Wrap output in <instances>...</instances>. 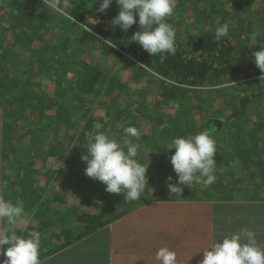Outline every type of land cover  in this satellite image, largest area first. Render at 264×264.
<instances>
[{
	"label": "trees",
	"instance_id": "trees-1",
	"mask_svg": "<svg viewBox=\"0 0 264 264\" xmlns=\"http://www.w3.org/2000/svg\"><path fill=\"white\" fill-rule=\"evenodd\" d=\"M190 1H193L191 7L194 10L199 6L198 3L201 0ZM202 1L204 7H201L205 11H208V15L226 14L225 8L227 4L243 9L245 6H249L252 11V0ZM261 1H263L262 8L264 10V0ZM184 2L187 3L189 1L184 0L180 7L183 6ZM6 4H8L10 9L5 6ZM96 4L97 0H70V6L66 7V13L55 12L57 18L62 20L63 28L67 30L63 38L65 39L64 41H58L59 43L55 47H49L47 43L40 48L19 45L21 51H18L15 49L17 46L15 44L18 43L16 40L23 37L24 39H30L32 43L33 39H35V32H38L42 25L45 27L49 22L48 20L52 19L53 14L49 11L48 6L43 3V0H9L8 3L5 0H0V7L4 9L5 6L11 17L9 21V18L0 17V109H4L5 116L3 118L6 117L7 120H4L5 123L3 122L4 127L0 126V128L2 127L0 132V198L10 200L13 203L23 201L24 210L35 213L41 219L39 227L32 225L26 227L24 230L16 229L17 234L20 235L26 234L31 230H37L41 233V264H97V231L104 232L102 230H108L107 226L110 221L117 216V212L115 213L119 209L117 203L127 206V209L121 212L125 213L155 199H167L163 195L165 188L159 195L157 193L149 195L148 193L145 200L140 197L139 200L135 201L127 200L123 194L108 193L105 191L106 186L102 182L85 175L84 169L87 165L81 161L78 163L80 171H76L66 165H61V168L56 171L58 175L57 180L80 193H88V191L97 192L99 188L101 202L98 205V211L97 203L95 208L90 212L85 211L81 205L79 207L74 204L70 205L65 188H52L47 182L42 186L39 184V179L31 182L24 181L23 179L18 186L15 180L11 178L4 179L6 172L3 170L2 161H7L8 154L14 150L15 145L13 143L15 142L16 144L17 141L21 140V138L16 139L14 137L15 130L20 125L25 127V123L33 125L32 119L36 120L37 117H41V121L38 123L45 125V130L50 129V125L54 121L58 122V127L59 125L64 126L66 130L63 137L61 136L60 141L56 143L57 149L59 148L63 151L64 141L65 144H68V149L72 147L78 156L86 154V145L89 138L95 135L97 131H101V127L97 130V120L86 106L91 95L97 92V89L108 88L112 84H118V81L116 80L115 83L112 80L113 77L109 69L97 64V62L79 59L82 48L97 43V34H99L100 39H103L102 41L98 40L106 50L112 52H116L117 50L122 52L121 50H123L126 53H132L135 59L142 61V71L153 69L161 75L163 79H160L159 82L158 95L166 101L172 102L175 107H178L175 100L180 98L185 99V95H188L185 94V87L193 88L206 80L212 83L222 82L228 74L244 78L253 76V73H250L251 68L243 66V63L234 56V48L230 45L227 37L219 41L215 39L216 27L204 28L197 34H190L187 41L181 42V23L184 17L176 18V20L166 18V22L171 24L176 31V53L175 55L163 53L152 56L138 42L131 40V36L138 31V23L133 25L128 32L122 31L119 26L112 25L111 21L118 14L119 5L113 2L110 9L101 13L96 10L99 7ZM212 9L214 10L213 12L211 11ZM227 14L230 15V12H227ZM32 15H35V17L33 18ZM261 19H264V14ZM8 22H10V27H7ZM84 24L89 28L86 29L80 26ZM240 25L243 29V39H249L245 38V32L248 30L253 31L255 27L252 23L242 25V21ZM9 30L14 32L11 33L14 39L6 40ZM258 30L260 31L258 33V36L260 35L258 43L261 47L264 46V42L261 40L264 39V24L259 26ZM251 31L248 33L249 36L251 35ZM107 40H111L113 46L105 44ZM13 41L14 46L11 44ZM58 49L61 50V54H59L60 51ZM50 53L52 54L50 55ZM61 59L63 61H60L59 65H56V61ZM70 72L75 73L71 80L72 86L66 87L59 83L60 92L58 90V93H56L57 96L69 93V96H67V99H69L68 106H66V110L64 111L65 114L63 113L55 117L46 113V110L51 108V105L49 106L48 103V96L44 91L36 92L34 90L35 86H42V80L45 76V80H48L49 76H51L55 82L57 80L64 81ZM165 78L172 80L173 84H167ZM253 84L255 83L253 82ZM257 84L260 85V80H257ZM122 86L126 87V85ZM133 90L138 91L135 88ZM56 95L52 96L54 100ZM262 96L263 93H259L245 96L240 100L235 116L241 123L249 124V127L240 126V131L238 130L240 134L238 131L233 132L230 137L233 141L230 140L226 148L216 146L215 175L217 179L214 185L217 189H230L229 186L236 183L229 174L231 168L228 167V169L224 170L222 168L223 164H231L236 156L247 161L250 156L254 158L256 154L262 155L264 153V145L262 146V151L256 148L250 151L245 149V147H249V143H247L248 139L252 143L253 135L257 131L261 132V130H264L262 126H250V119L255 113V110L250 106L251 101L256 97L260 98ZM10 98L14 99L11 102L17 104L18 110H8L7 102L8 104L11 103ZM116 102L118 108L115 119H110L113 109L112 104L107 106L105 115L100 117V120L103 123L106 121L111 122L112 128L107 131V134L118 139L117 135L121 132L124 125L128 126V123L123 118L126 116V110L130 104L127 102L125 104L126 108H124V104L121 101ZM55 105L59 108V105ZM185 107L181 104L177 110L178 114L183 118L187 117L184 113ZM27 109L31 110L30 115L25 114ZM150 111L154 112V108L151 107ZM155 111L158 116L165 120L174 119L178 116H175L171 112H163L160 109H155ZM75 115L81 121L74 119L73 116ZM51 117H54V120ZM127 118L130 119L131 116L128 115ZM155 119H157V116H155ZM220 120L224 123L223 128L218 123ZM227 121L226 117L220 114V112L215 111L207 115L200 132L208 131L210 135H213L221 130L223 131L227 127ZM7 122L9 123L8 145L3 141L5 124ZM118 122L123 123L119 129L116 127L120 125ZM82 125L83 128H81ZM30 132L34 134L36 141L40 138V132H34V130L29 129L28 133ZM153 132L158 131L153 130ZM10 137L14 141H12L13 143H10ZM124 138H126L125 134L120 140ZM149 140V134L139 133L138 139L131 137V141L139 145L141 143L147 144ZM54 152L56 155L61 154L57 150H54ZM7 167L8 165L5 166V168ZM54 169L52 168V170ZM45 174L48 177L53 176V173L47 170ZM227 178L229 179L227 180ZM259 185H262V183H257L255 186L258 187ZM91 187L92 189H90ZM54 201H57L58 204L53 207L50 206L49 204ZM50 207H52V214L48 213ZM50 219L52 220L50 221ZM0 223L2 226L0 230L3 231L8 227L6 218H2ZM64 234L66 235L65 240L59 243L63 239L61 237ZM88 240L91 242L87 244ZM4 247L6 248L7 245ZM4 259H6L5 256Z\"/></svg>",
	"mask_w": 264,
	"mask_h": 264
},
{
	"label": "rangeland",
	"instance_id": "rangeland-1",
	"mask_svg": "<svg viewBox=\"0 0 264 264\" xmlns=\"http://www.w3.org/2000/svg\"><path fill=\"white\" fill-rule=\"evenodd\" d=\"M5 1L6 3L9 2V0ZM183 1L184 0H175L173 14L167 17L168 19L172 18L175 20L176 18L184 17L181 23V42L187 41L190 34H197L204 28L218 27L224 23H228L230 31L227 39L230 45H232L234 48V56L243 63V66L251 68L250 73H253V76L250 78H244L242 76L228 74L225 76L222 82L212 83L211 81L206 80L205 82L193 88L185 87V94L188 95H185V99L180 98L175 100V102L178 104V107H175L172 102L166 101L164 98L158 95L159 82L160 79H163L161 75L156 73L153 69L142 71V61L135 59L132 53H126L121 49L120 50L123 53L119 52V50L116 52L106 50L99 42V40L102 41L103 39H100L99 34H97V43H94L92 46L90 45L86 48H82L79 59H85L89 61L92 60L104 68L109 69L110 74L113 77L112 80L115 83L117 80L118 84H112L108 88L97 89V92L91 95L88 104L86 103V107L90 109V113L96 118L97 125H101V131L107 134V131L112 128V124L110 121L103 123L100 120V117L105 115L107 106L113 104L110 119L114 120L118 108L116 101H121V103L124 104V108H126L125 104L129 102L130 105L126 110V116L123 118V120L128 123V126L124 125L123 129H121V132L117 135V140H119L121 143L124 142L125 138L122 140L120 139L125 134L124 129L129 126L137 128L138 132L141 134H149L150 140L148 143H141L138 150L139 162L145 166L148 164V170L146 173L148 184H146L145 191L141 195V199L145 200L148 196V193L149 195L152 193H157V195H159L164 188L165 191L163 195L166 197L180 198L184 196L195 197V199L197 198L196 200H205V198L224 196L225 198L231 199H235L240 196L247 198L252 197L255 194H259L261 198H264V153L262 155L256 154L254 158L250 156L247 161L239 158V156H236L231 164H223L222 168L224 170L228 169V167L231 168L229 174L232 180L236 182L235 184H231V186H229L230 189H217L214 183L209 186H204L202 181L199 183H194L191 188L185 187L184 185H179L182 190L177 192H170L167 187V183H174L177 180L176 174L174 173L173 166L171 164V156L174 154L175 149L167 148L171 146L172 140L176 137H186L188 135L198 134L201 131L204 120L208 114L218 111L227 118L228 121L226 123V129L211 135L216 142V146L226 148L230 140L233 141V139H230L233 132L238 131L240 126H247V128L249 127V124L241 123L240 120L235 116V113L239 108L240 100L245 96L263 93L262 97H256L251 101L250 106L255 110V113L250 119V126H262L264 129V80L260 79L262 73L256 66L254 59L250 58L251 53L259 50L260 48L259 43H252L251 36L255 31L257 33V40H260L258 39L260 36H258V33L260 32L258 28L264 24V19H261L262 15L264 14V10L262 8L263 1L252 0V11L249 6H245L243 9L237 8L235 5L227 4L225 10L230 12V15L226 12V14L220 13L216 16L213 14L208 15V11H205L203 8L204 3L202 0L199 1V6L194 10H192L191 7L193 1L190 0H188L189 2L187 3L184 2L183 6L180 7ZM5 6L9 8L8 4ZM5 6L4 9L0 7V17L4 16L5 18H9V21L11 20L10 13L6 10ZM60 7L63 8V5L61 4ZM49 11L53 14L51 17L52 19L48 20L49 22L45 27L42 25L40 30L35 32V39H33L32 43L30 42V39H24L23 37L21 39H15L18 42L15 44L18 46L15 47L16 50L21 51L19 45H28L30 47L40 48L47 43L49 47H55V45L59 43L58 41L65 40L63 38L67 30L66 28H63V22L57 18L55 12L58 11L66 13V8H63L62 11L50 9ZM211 11L213 12L214 10L212 9ZM19 16L21 15L19 14ZM32 16L33 18L35 17V15ZM92 21H94V19H92ZM241 21L242 25H249L252 23L255 27L253 31L248 30L245 32V38L249 39H243V29L240 25ZM7 27H10V22L7 23ZM88 28L89 27L86 26V29ZM184 29L185 31H183ZM140 30L141 28L138 24V31ZM250 31L251 35L249 36L248 33ZM7 33L6 40L14 39L11 34L14 33L13 31L9 30ZM261 40L264 42V39ZM11 44L14 46V41ZM59 51V54H61V50ZM51 54L52 53H50V55ZM60 61L63 60L61 59L56 61V65H59ZM73 72H70L67 76V79L64 81L57 80V82H55L51 76H49L48 80H45V76L42 80V86H35L34 90L36 92L44 91V93L48 96V103L49 106L51 105V108L47 109L46 113L57 117L58 115L63 114L66 110V106H68L67 103L69 101L67 96H69V93H63L58 96L56 93H58L59 90V83H61V85H65L66 87L72 86L71 80L75 75ZM165 79L167 80V84H173L172 80L168 78ZM257 80H260V85L257 84ZM253 82L255 84H253ZM122 85H126V87ZM134 88L138 91H134ZM54 94L56 95L55 100L52 98ZM11 100L14 99L10 98V102ZM12 104V102L10 104L7 102L8 107L11 108H8V110L16 111L19 109L17 104ZM55 104L59 105V108H57ZM181 104H183L184 107L186 106L184 111L185 115L187 116L186 118H183L180 114H178L177 110ZM151 107L154 108V112L150 111ZM155 109H160L163 112H171L174 113L175 116H178L174 119L165 120L158 116ZM86 110L88 111V109ZM0 112V115L3 114L1 117L5 116L3 108L0 109ZM25 114L30 115L31 110L27 109ZM128 115L131 116L130 119L127 118ZM155 116H157V119H155ZM73 118L81 121V119L76 115L73 116ZM51 119L54 120V117H51ZM4 120H6V117H4ZM36 121H41V117H37ZM118 123L120 125L116 127L119 129L123 123ZM5 125L6 128L4 129L5 135H3V141L6 145H8L7 135L9 123L7 122ZM223 125L224 123L221 124L222 128ZM35 126H37L35 122L33 125L31 123H25V127L20 125L15 130L14 137L16 139L21 138V140H19L20 142L17 141L16 144L13 140H10V143L14 142L13 145H15L14 150L11 152L15 154L14 158H19L21 160L20 161L17 159L22 164L15 168L13 175L16 178H12V173H10L8 170V173H10L8 174L5 168L4 170L6 173L4 174V179L7 180L8 178H11L15 180L17 182V186L23 179L24 181H33L32 169L29 167L30 162H33V157L30 155V153H33V148H39L38 146L46 142L47 146H45V150H49L51 152V155H49L51 156V162H46L48 156H45V160H43L44 156L41 153H36L35 157L37 160L42 162L40 167L48 170L46 169V165L50 163L52 168L55 169L51 171L53 176L48 177L45 175L42 176V178L40 177V185H45L47 182V184L49 183L52 188H55V186H61V188L66 189L68 200L70 202L79 204L83 207L84 204L87 205L88 201H90V205H88L85 210H91L93 205H96L97 201L101 198L99 188L97 192L88 191V193H80L76 192V190H73L63 183L60 184V182L57 180L58 175L56 171L61 168V165H66L69 168L80 171L78 163L79 161L84 163V161L81 159L82 156H78L72 147L68 149V144H65L64 141L63 151H61L59 148L57 149L56 143L60 141L61 136L63 137L66 129L64 126L60 125L58 127L57 121H54L48 130L44 129L45 125H42L39 128ZM81 128H83V125ZM29 129L34 130V132H40V138L37 139V141L35 140V137L34 140H32L31 136H34V134L31 132L28 133ZM153 130L158 132H153ZM127 139L131 140V137H128ZM132 143L135 142L133 141ZM247 143H249V147H245L247 151L253 150L255 148L259 151H262V146L264 145V130H261V132L257 131L253 135L252 143L249 139ZM54 150H57L58 153L61 154L56 155L55 152L53 153ZM7 165L8 167L11 166L10 164ZM169 176L172 177V181H168ZM228 179L229 178H227V180ZM252 182H254V184H252ZM257 183H262V185L257 187L255 186ZM90 189H92V187ZM28 215H25L19 223V226L22 229H24V226L26 225L32 226L37 224L35 220L36 214L30 213ZM0 251H2V249H0ZM1 254L2 252H0V257L2 258L0 259V262L4 260V257Z\"/></svg>",
	"mask_w": 264,
	"mask_h": 264
},
{
	"label": "clouds",
	"instance_id": "clouds-1",
	"mask_svg": "<svg viewBox=\"0 0 264 264\" xmlns=\"http://www.w3.org/2000/svg\"><path fill=\"white\" fill-rule=\"evenodd\" d=\"M115 2L119 5L118 14L112 19L113 26H119L124 32L139 24L131 40L138 42L150 55L176 53V31L166 22L173 14L175 0H97V11L103 13ZM50 10H60L70 6V0H43ZM63 5V8L60 5ZM96 4V5H97ZM138 18V19H137ZM85 27L86 25H80ZM229 24L224 23L215 29L217 41L229 35ZM252 43H258L257 33L251 36ZM113 46L111 40L105 41ZM250 58L261 71L264 80V46L251 53ZM101 125H96L99 129ZM125 140L121 143L103 131H97L86 145V154L81 159L86 163L84 173L87 177L102 182L105 191L123 194L129 201L139 200L145 191L148 164L138 159L140 145L132 143L127 137L139 138L135 127L124 129ZM167 149H175L171 164L176 174V182L167 183L170 192L182 190L179 185L191 188L194 183L203 182L209 186L217 179L216 142L208 131L195 135L176 137ZM172 181V177H168ZM24 215L23 201L13 203L0 198V218H6L8 227L0 231V249L6 257L0 264H41V233L37 230L26 234H17V226ZM7 245L5 248L4 246ZM155 259L160 264H177V253L168 247H161ZM200 264H264V243L258 239L255 230L242 227L230 236H224L204 250Z\"/></svg>",
	"mask_w": 264,
	"mask_h": 264
},
{
	"label": "crops",
	"instance_id": "crops-1",
	"mask_svg": "<svg viewBox=\"0 0 264 264\" xmlns=\"http://www.w3.org/2000/svg\"><path fill=\"white\" fill-rule=\"evenodd\" d=\"M36 120L32 119L33 123L37 124L35 127H41L43 124ZM3 122L4 118L1 117V126ZM31 137L34 140V136ZM45 146L46 142L38 146L39 148H33V153H30L34 162L29 165L33 180H41L42 176L46 175V170L40 167L42 162L36 159L35 154L41 153L43 160L48 156L46 162H51V152L46 151ZM14 155L11 152L7 161H2L3 170L7 164L11 165L6 171L12 173V178H16L13 175L15 168L22 164ZM46 169L51 172L52 165L48 163ZM196 199L184 196L155 199L125 213L121 212L127 209V206L117 203V216L110 221L108 230L97 231V264H160L155 257L161 247H168L177 253V264H200L205 249L222 237L238 232L242 227L255 230L258 239L264 243V198L259 194L235 199L225 196ZM100 202L101 198L97 201V211ZM53 203L49 205L53 207L58 204L57 201ZM72 204L80 206L70 202V205ZM88 205L90 203L84 204L82 208L86 209ZM95 206L85 211L90 212ZM52 207L48 213L52 214ZM30 213L32 214L24 210L23 217ZM35 220L37 224L34 226L39 227L41 219L36 215ZM0 227L2 228L1 225ZM26 227L28 225L24 226V229ZM18 228L24 230L19 225ZM65 236L64 234L61 237L63 239L59 243L65 240ZM90 242L88 240L87 244Z\"/></svg>",
	"mask_w": 264,
	"mask_h": 264
},
{
	"label": "water",
	"instance_id": "water-1",
	"mask_svg": "<svg viewBox=\"0 0 264 264\" xmlns=\"http://www.w3.org/2000/svg\"><path fill=\"white\" fill-rule=\"evenodd\" d=\"M222 122H223V121H221V120H220V121H218L219 125L223 124Z\"/></svg>",
	"mask_w": 264,
	"mask_h": 264
}]
</instances>
